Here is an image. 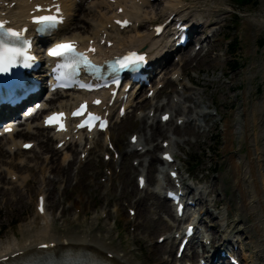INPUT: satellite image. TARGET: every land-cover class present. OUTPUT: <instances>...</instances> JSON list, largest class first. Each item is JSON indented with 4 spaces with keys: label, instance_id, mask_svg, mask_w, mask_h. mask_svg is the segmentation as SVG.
<instances>
[{
    "label": "rangeland",
    "instance_id": "1",
    "mask_svg": "<svg viewBox=\"0 0 264 264\" xmlns=\"http://www.w3.org/2000/svg\"><path fill=\"white\" fill-rule=\"evenodd\" d=\"M185 1L198 5L193 8L195 10L190 16L207 17L213 22L211 32L216 31V35L209 40L211 50L207 54L204 50H201L198 56L194 53V58L187 64L179 65L178 62V68L192 80L193 89L199 94L197 97L200 96L188 104L197 107V110L207 109L216 115L202 117L205 126L201 129H193L188 124L177 128L174 122L167 125L164 129L170 127V132L165 130L166 134L157 136L155 140H147L150 151L145 157L149 164L154 153L160 156L161 141L172 137L174 150L180 157V165L187 169L185 176L189 178L188 182L194 185L198 183L196 186L209 193L208 203H215L218 208H212L215 214L210 219L216 218L217 214L215 223L223 219L227 224V231L231 232L235 225L238 230L255 222L254 217L251 214L247 216L248 212L240 206L245 198L241 197L239 187L235 186L237 171L233 168L237 166L235 161H239L241 166L246 162L248 166L251 157H255L250 155L255 147L258 151L252 152H257L259 156L264 153V125L261 122L264 116V0H257V5L246 7H241L236 0ZM162 3L146 10L159 17L164 7ZM234 12L238 15H234ZM229 40L235 41V50L228 45ZM193 49L194 47L191 50ZM189 54L190 51H187V55ZM234 56L238 57L237 68L230 65ZM177 88V85L167 84L153 104L165 105L168 93ZM194 102L198 104L194 105ZM144 105L146 113H143L146 115L151 102ZM191 116L194 115H189V118ZM141 120L134 113L113 128L117 138L124 141L125 148H121V164L111 169V172H106L107 165L96 150L91 152L92 159L87 161L86 165L80 162L79 150H76L71 157L75 159L70 164L68 176L52 172V163L45 161V157H51L52 154L46 148L40 149L36 146L32 152L22 154L27 158V166H24L22 171L18 163L21 155H17L13 159L16 163L15 169L21 172L20 174L28 175V180L26 184H20L17 180L9 181L6 172L0 175V240H6L15 234L22 241L28 234H35L44 228L43 221L36 213L35 204L39 188L45 186L49 211L55 219L54 231L83 229L96 222L103 232L110 227L114 237L113 243H119L125 251L130 250L138 264H175V245L168 241L158 243L159 236L169 229H155L160 223L168 226L163 220L165 212L156 208L157 203L164 200L152 192L157 179L154 170L161 163L148 169L149 187L141 191L137 187L138 170H133V160L141 156L138 153L125 156V159L123 156V151L128 149L129 134L138 130ZM198 122L201 123V120ZM246 123L249 128L255 129L256 138L251 136L254 129L246 137L247 134L243 131ZM150 133L151 129L148 127L146 135H140L143 134L144 139ZM175 140L179 141L176 145ZM197 159L202 162L198 167H194ZM57 160H61V153ZM259 160L264 162V157H259ZM259 164L257 162V168L260 167ZM45 174L47 180L43 177ZM107 175H111V179L104 182ZM193 177L194 183L191 181ZM48 178L53 179V182H49ZM53 191L55 201L50 198ZM79 199L83 201L79 202ZM76 202L80 203L77 206H82L80 213L78 207H75ZM125 202L135 206L136 216L129 214ZM145 206L150 209L149 228H145L146 223L144 224ZM223 214L227 216L226 219ZM246 216L248 219L244 221ZM74 217L76 219H73ZM242 236L246 248L243 256L247 264H252V259L256 257L263 264L264 259L257 254L249 235L242 233Z\"/></svg>",
    "mask_w": 264,
    "mask_h": 264
},
{
    "label": "bare ground",
    "instance_id": "2",
    "mask_svg": "<svg viewBox=\"0 0 264 264\" xmlns=\"http://www.w3.org/2000/svg\"><path fill=\"white\" fill-rule=\"evenodd\" d=\"M63 1L69 14L68 22L61 29V35H63V38H77L86 43L90 37L96 35V33L100 31L101 27L107 26L110 15L106 10L115 12L119 5L125 3L126 13L131 16V18L135 21V24H139V28L135 26L133 28L130 27L124 31H118L114 28L109 29V35L115 41L114 49L119 51L122 49L134 47H161L164 44V41H162L161 39H155L153 31H151L149 28L157 20L158 16L153 12H149L146 10L148 7L158 6L161 3H152L151 0H142L144 4L141 6L136 4L137 0H119L120 2L117 5H105L103 1L99 0ZM183 2V0H164V8L161 12L164 11L165 13L168 11L181 9L183 6L181 4ZM193 5L196 6L195 4H192V6ZM165 48L166 46H164L162 49L164 50ZM186 63H188V61ZM200 70L202 71L203 69L200 68ZM189 91H192V89H189ZM177 95L180 96L179 94ZM77 96V94H69L67 99L60 101V105L62 107H65L69 104H72L73 100H75ZM151 107L155 106L152 105ZM54 108L55 107H52L48 111ZM200 113L201 111L198 110L197 116H199ZM261 122L264 125V116L262 117ZM191 123L192 122L189 121V124ZM146 125L147 124L145 122V119H142V123L139 127L138 132L145 133L147 129ZM30 127H34L33 130H28V128ZM153 127L154 126H152V134L149 135V138L156 139L157 136L165 134V130H163L159 125H155V127ZM243 129L245 134H247V137L249 132H251L254 128H249L248 123H246ZM110 135L112 140L118 143V146H125L124 141H120L114 131L110 130ZM252 135H254V138L257 137V132L255 131V129L253 132H251V136ZM53 139L54 137L52 131L50 129L43 128L41 122H38V115L29 119L27 121V124H25L24 128H22L21 130L0 137V175H3L4 170H6L8 176L12 178L11 176L14 174V171L12 169L16 166L13 162V159L18 154L25 153L21 150V148H18L16 152L10 151L11 145H16L19 140H21L19 144H21L22 140H30L37 141V146L39 148L43 147L46 148V150H50L52 156H46L45 161H49L50 163H52V172H55L56 174L58 173L63 176H68L69 167L71 166L70 164L72 162L70 159L72 157V153L75 152L77 148L83 147V141L79 140L76 142H72L68 147L65 148V151H62L56 148L57 142H55V146H52ZM163 141H165V139ZM93 143L94 147L100 148V150H104V147L106 145L105 138L102 139L100 135L98 138H94ZM254 150L258 151L256 147L255 149H252V151ZM262 150L264 152V147H262ZM252 151L250 155H254L255 157H251V161L248 166L246 162H244V165L241 166V163L239 161H235L237 166L233 169L234 171H237V176L234 179V183L236 187H239L241 197L243 199L245 198L240 206H242V209L244 211L248 212L247 216L248 214H251L254 217L255 221L253 225H248V228L246 227L244 232L249 235V239H251V242L254 244V248L256 249L257 254L264 259V162H262V160H259V157H264V153L259 156L257 152ZM60 153L62 160L58 162L57 156ZM127 155V153H124V157ZM6 156L8 157L7 159H2V157ZM67 159H69L68 167H66L65 163ZM20 161L21 159H19V162ZM158 162L163 163L161 156L159 157L154 153L151 158L150 166L155 165ZM257 162L260 163L259 168L256 167ZM22 170L23 168L20 167V171ZM133 170L135 171L136 168H134ZM43 177L46 178V174L43 175ZM19 180L22 182V184H26L28 175H24L22 173ZM48 180L49 182H53V179L48 178ZM133 191L135 192V189H133ZM40 193L46 192L45 190H40ZM51 193L52 196L50 198L55 201L56 198L54 191ZM137 203L138 201L136 202V205ZM156 208L164 210L165 212H170V206L166 202H158ZM145 209L146 211L144 224L146 223L145 228H149L150 223L148 221V214H150V209L146 206ZM104 212H106V210H104ZM48 219L49 218L47 213L46 218H44V221L46 223L45 227L35 234H28L22 241H20L15 234L13 237H10L6 240H0V256L13 254L17 251H24L21 256L35 257L42 253H49L53 254L56 257H62V260L64 261L70 258H76L81 259L89 264H138L130 250L125 251V249H121L119 243H113V237L110 227L104 232L101 231V227L95 231V224L93 223L87 228H69L59 232L52 230V220H49L48 222ZM73 219L76 218L74 217ZM155 229L167 230L170 228L165 224L160 223L159 226L155 227ZM252 232H254V234ZM46 241H56L57 246L49 252L35 250V247L37 245ZM169 252H171V249ZM109 253H112L114 256L112 258L108 257ZM252 263L259 264V260L257 258H253Z\"/></svg>",
    "mask_w": 264,
    "mask_h": 264
},
{
    "label": "snow or ice",
    "instance_id": "3",
    "mask_svg": "<svg viewBox=\"0 0 264 264\" xmlns=\"http://www.w3.org/2000/svg\"><path fill=\"white\" fill-rule=\"evenodd\" d=\"M58 7V6H57ZM39 8V6H38ZM35 20L38 23L47 24V25H54L58 22V17L52 15H42L35 17ZM118 24L121 26H126L129 21H117ZM4 28V24L0 22V29ZM4 36H14L19 37L21 35L20 32L12 31L11 29L6 30L3 33ZM90 51H95V49H90ZM25 51L21 48H16L9 46L3 39H0V71H8L9 68L12 66V63L17 59L18 56L24 55ZM49 55L55 57H62L68 56L72 60V66L75 69H79L81 65L88 68L90 71H98V66L95 65L87 56L86 53H80L75 50V46L73 42L57 44L54 48L49 51ZM29 59H32L29 57ZM144 57L137 55L136 53H129L128 56L124 57L122 60L118 61L120 68L116 69L117 71L122 70L124 68H132L135 65L143 62ZM95 103H100V101H95ZM83 109L86 110V105L82 106ZM73 115H84V112L81 110H77L73 113ZM65 118L64 113H54L52 116L48 117L47 123L49 124H59L60 128L64 130V125L62 123L63 119ZM99 116H95L92 113H88V118L85 120L84 123H81L79 127H93V121L100 120ZM164 119H168L167 116ZM100 127H105V123L101 122ZM135 139V138H133ZM25 147H31V145H25ZM171 159L170 156L167 157ZM142 182V181H141ZM41 212L44 211L43 208V198H41Z\"/></svg>",
    "mask_w": 264,
    "mask_h": 264
}]
</instances>
